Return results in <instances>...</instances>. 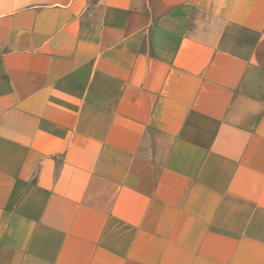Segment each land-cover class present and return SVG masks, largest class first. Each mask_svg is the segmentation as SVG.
<instances>
[{
  "label": "crops",
  "instance_id": "obj_1",
  "mask_svg": "<svg viewBox=\"0 0 264 264\" xmlns=\"http://www.w3.org/2000/svg\"><path fill=\"white\" fill-rule=\"evenodd\" d=\"M0 264H264V0H0Z\"/></svg>",
  "mask_w": 264,
  "mask_h": 264
}]
</instances>
